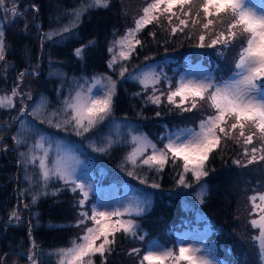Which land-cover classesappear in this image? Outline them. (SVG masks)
<instances>
[{"label": "snow or ice", "instance_id": "obj_1", "mask_svg": "<svg viewBox=\"0 0 264 264\" xmlns=\"http://www.w3.org/2000/svg\"><path fill=\"white\" fill-rule=\"evenodd\" d=\"M10 2L11 7H6V0H0V9L5 13L11 12L13 16L19 15L15 0ZM108 6L109 0H81L78 6L67 11L68 24L54 33L45 35L51 39L53 35L63 36L65 33H71L89 11ZM177 8L179 14L174 11ZM161 17H164L171 27V35H175L178 31L183 33L185 28L189 27V18L193 28L200 25L198 47L215 48L220 45L222 49H238L231 75L219 82L211 74H202L199 78L192 79L182 77L174 88L172 82L168 81L167 93L161 92L157 95L156 85L161 82L159 74L153 71H143L139 75L135 72L129 73L127 65L123 62L130 61L137 47L142 46L138 34L153 22L159 24ZM173 17L179 21L177 25L172 24ZM134 24L133 28L115 39L108 48L109 53H114L108 62V67L114 68L119 63L120 78H125L127 74L129 78L136 79L143 85L145 91L151 87L152 95L148 97L151 103L159 105L161 96H166L168 104L183 112H191L206 106L210 114L199 121L198 128L177 129L162 137V141L166 140L163 148H158L157 144L144 134L130 132V143L133 147L124 158L126 164L132 165L128 175L136 176L137 167H147L149 170L160 172L169 162L176 165L177 161H181L182 171L179 173L177 183L190 187L186 179L187 175L190 173L196 183L207 177L209 172L206 163L224 140L243 144V156L247 161L242 166L264 161V0H151L143 7L142 15L135 19ZM217 25L221 27L217 28ZM151 35L155 37V33ZM208 36L211 39L206 43ZM116 48H119L118 53L114 52ZM83 53L84 48L74 50L78 58H83ZM4 60V31L0 28V61ZM24 75L23 72L19 75L21 82ZM84 79L87 87L78 84L74 94H71L70 98H65L62 108L56 111L47 112V100L44 97H41L30 111L29 106L21 102L19 116L14 118L22 126L21 133L25 122L20 120V117L25 115L39 119L40 123H47L57 129L71 128L76 136L81 137L93 132L100 124L109 120L112 116L117 82L111 76H94L91 82L87 78ZM97 86L99 90L94 91ZM18 89L19 85L12 88L10 94L0 95V109L10 110L16 107V98L22 96ZM25 95L31 100V93ZM177 97H179L178 103ZM115 127L120 126L115 125ZM39 131L33 124L31 132L39 135ZM12 139L17 147L27 143L22 139L21 134L14 135ZM45 142V137L39 135L35 143L28 146L27 152L19 154L23 158L20 162L24 165H34L39 169L38 175L45 189L48 182L56 178L63 181L66 186H70L71 191H79L81 219L77 221L76 226L80 227L91 222V226H86L81 236L69 241V246L55 250V264H95L96 256L104 258L106 253L111 252L117 233L122 232L125 236L141 241L145 239L144 235L139 234L140 226L132 217L143 214L146 200L129 202L127 205L121 204L112 209L106 205L94 204L89 214V210H85V205L93 191V186L81 181L77 176V166L81 162L75 155L62 151L59 145L56 155L50 157L51 141H48V147H45ZM116 143L118 141L110 134L103 138L102 147L93 145V150L107 152ZM149 149L151 152L146 155ZM234 163L240 165L241 161L236 160ZM26 179L31 181V177ZM140 182L147 183V180L140 178ZM151 187L158 188L159 184L153 183ZM43 194L48 193L45 191ZM202 197L203 187L201 202H203ZM249 199L253 203L254 212L259 209L261 213L258 219H251L249 223L253 228L259 229V234L252 236L251 239L257 248L261 264H264V194L258 197L254 195ZM257 199L261 201L260 204L255 203ZM32 202H36L35 195ZM12 218L19 219L16 211H13ZM176 244L178 253L172 248H164L158 241H149L139 264H217L214 258L215 250L204 242L188 243L178 237ZM32 247L33 250L36 248L34 241ZM140 252L141 249L133 248L129 254L139 256ZM27 259L30 264H38L35 255L31 252Z\"/></svg>", "mask_w": 264, "mask_h": 264}, {"label": "rangeland", "instance_id": "obj_2", "mask_svg": "<svg viewBox=\"0 0 264 264\" xmlns=\"http://www.w3.org/2000/svg\"><path fill=\"white\" fill-rule=\"evenodd\" d=\"M151 0H116L114 2V7L116 8L113 13L114 19L118 18V25L112 28L113 30L110 33L101 32V35L97 39V36L89 39L88 43L84 45L78 46V48H84L83 58H78L74 53L72 56L65 59L63 56L62 60H56L57 56L60 55L58 53V46L60 44V36L53 35L51 39H49L46 35H41L39 32H34L32 30V19L33 12L30 10L31 0H15L16 11L19 15L13 16L11 12L5 13L3 9H0V28L2 30L9 31L11 33V37L6 36L4 33V42H5V60L0 61V95L10 94L11 89L17 87L19 85V91L22 94L21 97L16 98V107L10 110L0 109V113L12 112L13 115L11 119H5L3 122H0V166L2 162L1 159L6 157L7 160H11L13 165L17 167L14 170L12 176V184L19 186V182L25 178V183L31 188H29L28 192L25 193L24 190L16 191L17 199L13 202V209L9 213V221L6 223V227L9 230H19L26 235H28V226L22 224V226L18 225V223H25L29 221V215L27 212V207L24 202V197L27 195L28 205H32L37 207L39 205L42 197H45L43 192L47 191L43 186L39 187L40 189L34 188L36 193L33 192L32 185L36 184V182H40L39 185H43V181L39 177V169L31 164L25 165L24 170H22L24 176L20 177L21 167L19 163L16 162V158H21L20 155H15L16 145L12 139L14 135L21 134L22 139L26 140L27 143L24 144L32 145L35 143L36 139L39 138V135H43L45 137V147H48V141H51V153L50 157H54L57 152V146L59 145L62 151L75 155L79 161L81 162L77 166V176L79 179L85 183H89L93 186V191L89 195V199L85 205V210H89L92 205H106L109 209L119 207L121 204L127 205L129 202L139 201H147L145 205V211L142 215L136 217H132L136 221H142V223H146L145 226H141L144 228V233H140V235H144L145 239L143 241L139 239L130 238L127 244L120 249H115L119 245L120 235L116 234V242L112 245V252L110 253L111 257L120 258V264H139V260L142 258L144 254L145 246L149 241L155 240L158 241L164 248H172L174 251L178 253V246L175 243L174 237L172 238L170 233L158 232L152 230V226H149L146 230L145 227L153 222L155 211H153V207L155 208V204L157 203L155 199L156 194L162 193V190L159 188H153L151 185L139 184L132 180L131 178L126 179L125 185L119 186L115 183H107V179L105 177H98L95 171V161L100 163L98 156V152L93 150V139L95 134L102 136L107 133L108 128L113 127L114 129H120L125 124V122L131 123H141L143 124L144 131L140 133H135V131H131L132 134H144L147 136L149 140L153 143L157 144L158 148H163L164 143H162L161 136L163 132H166L172 124H176L179 126V129L182 128H198L199 121L207 114H210L209 110L206 106H202L197 108L191 112H183L181 109L176 108L170 104H168L166 96H161V103L159 105L151 103H145L144 105H140L137 107L136 100L134 103L131 99H134L133 93L127 87V83L125 81L128 80L130 83H133L134 79L129 78L126 74L125 78H120L119 76V67L120 64L114 66V68H109L108 64L101 62L102 60H98V54H100L101 50L105 51L109 60L111 59L114 53H109L108 48L112 46V43L115 39L123 36L125 32L133 28L135 26L134 21L140 15H142L143 7L147 6ZM6 7H11L10 0H6ZM179 14L178 8L174 9ZM115 14V15H114ZM37 15V12H36ZM183 18V17H182ZM36 19V16H35ZM116 21V22H117ZM175 17L172 18V24L176 25ZM203 23V20H201ZM62 20L56 19V21H49L47 23V33H54L56 30L61 28ZM220 28V25L216 26ZM46 28V29H47ZM171 27L168 25L166 19L164 17L160 18L159 24L157 22H153L152 24L145 27L139 34L138 38L142 41V46H138L136 51L130 61L123 62L127 65L129 73L135 72L137 75L141 74L143 71H153L161 77L160 84L156 85L158 89L157 95H160L161 92L167 93L168 91V81L172 82V87L174 88L176 82L179 81L182 77L186 79L199 78L202 74H211L217 80L219 78V74L223 72H228L230 68V63L233 60L236 49H222L220 45H217L215 48L210 47H198V37L201 29H197V31H191V38H189V34L186 32H177L175 35H171ZM151 33H155V37L151 35ZM21 34L22 36H18ZM201 34V33H200ZM206 34V33H205ZM167 35L171 36L168 39ZM207 35V34H206ZM211 37L208 36L206 39V43L210 41ZM163 46H157L155 43L158 41L166 42ZM193 41V42H192ZM195 41V43H194ZM49 42V45H47ZM93 42V43H90ZM191 42V43H190ZM13 46H12V44ZM161 43V42H160ZM194 43V44H193ZM9 45V46H8ZM16 45H21V52L13 50L12 48ZM87 45V47H85ZM151 45V46H149ZM152 47V48H151ZM196 47L195 52L197 53L194 56L191 63L186 67L187 70L182 72L178 77L177 81L174 78L175 71L179 67L180 60L179 57L181 55L192 54L193 57V48ZM186 48V49H185ZM136 49V50H137ZM168 50L169 56H171V52L175 54L176 59L173 62H168L166 65L162 64L158 56L161 50ZM54 51V52H52ZM119 48L114 50L115 53H118ZM6 54L9 55L6 57ZM172 54V55H173ZM108 60V61H109ZM23 63L25 71L23 81L21 82L19 79L20 72L15 70L16 65ZM161 63V65H160ZM107 65L106 71H101L103 69L102 65ZM14 70V72H13ZM22 73V72H21ZM218 74V75H217ZM231 75V73H230ZM229 75V76H230ZM72 76H76V78L72 81ZM94 76H111L113 80L117 82L116 84V95L113 98V111L112 116L109 120L104 121V123L100 124L93 132L86 134L85 136H76L71 128L68 130H61L55 127L47 126L48 129L42 127L46 126V123H40L39 119H34L32 116H23L20 117V120H23L25 123L23 125V132L21 133V124L19 121L14 118L19 116V109L21 106V102L23 104L29 106V111L31 107L39 102L41 97L46 98L47 100V108L51 99L55 98L54 103L59 105V101H64L65 98H70L71 94H74L78 82L80 79V85L85 84V79L91 82V78ZM228 76V77H229ZM73 77V78H74ZM129 83V84H130ZM128 84V85H129ZM132 85V84H131ZM42 90L40 87H42ZM137 87L142 93L143 98H147L152 95L151 87L148 88L147 91L144 90V86L141 85L137 81ZM40 90L42 92H40ZM99 86L94 91H98ZM40 92V93H39ZM27 93H31V100L27 98ZM42 93V94H41ZM124 98L123 101L120 102V105L115 102L116 97L121 96ZM48 96L52 97L48 101ZM177 103L179 102V97L176 98ZM140 104V103H139ZM162 107L165 109L162 114H168L167 117H170V120L175 123H171L170 120H166V118H160L157 120L147 119L145 120L146 114L152 111L153 108ZM141 109V110H140ZM140 110V111H139ZM55 111V109H54ZM143 111L144 115L141 113ZM165 120V121H163ZM35 125L38 128L39 135L31 132V128ZM115 125H119V128H116ZM129 125V124H128ZM129 127H131L129 125ZM176 131V130H175ZM173 131V132H175ZM230 140L222 141L221 145L217 150L213 152V155L218 152L223 151V149H229ZM133 147V145L131 144ZM228 147V148H227ZM243 147V144H242ZM13 152V153H12ZM149 152L146 153L150 154ZM20 154V153H19ZM38 163V162H37ZM179 161H177L176 165H173L171 162L167 164L168 168L174 166H181ZM263 161L258 163L249 164L243 169L234 174V186L233 190L237 192V199L234 202L238 206L239 214H243L245 216L246 207H248L247 201L252 202L248 197L245 198L246 193L248 192L251 196H259L260 194H264V168L262 169ZM175 167V168H177ZM26 177H31V181L26 179ZM126 178V177H124ZM52 180V179H51ZM36 181V182H34ZM52 182V181H51ZM49 183V182H48ZM65 188L58 187L57 190H54L55 195L50 196L51 200H56V206L58 207L61 213L66 211V208L71 210L70 213H73L72 217H74L73 221V234L74 238L78 237L81 233L82 228L84 229L86 226H91V222L89 221L87 225H81L77 227V221L81 219L79 213L81 211L80 205L78 204L81 195L79 191L73 192L71 191L70 186H66ZM121 187V188H120ZM180 189L178 192H183L186 188L182 185H179ZM65 191V192H63ZM62 193V199L60 194ZM68 193V194H67ZM156 193V194H155ZM165 196L170 199L171 193L168 191ZM20 194V197H19ZM36 196V202L33 203V196ZM175 194L174 196H176ZM250 196V197H251ZM21 198V199H19ZM64 200V201H63ZM68 204H67V203ZM168 202V200H167ZM158 203H163L158 202ZM256 204H260L261 201L257 199L255 201ZM253 207V203L251 204ZM164 206H167L165 204ZM67 209V210H68ZM103 210V208L101 209ZM13 211L18 213L19 219L12 218ZM258 213V218L261 213H259V209L255 211ZM254 213V210H253ZM175 214V212H173ZM170 216V215H169ZM174 216V215H172ZM246 217V216H245ZM180 220L182 218L178 217ZM188 218V217H183ZM257 218V219H258ZM177 219V218H176ZM183 220V219H182ZM156 221V220H155ZM167 221V219H166ZM164 226V225H163ZM239 234L241 239L245 238V242H240L241 246L239 249L241 251L238 252L236 257L227 256L224 246L220 245L215 239L212 228L210 226H205L204 228H200L197 230L186 229L183 232H179L177 234V238H183L188 243H199L204 242L206 245H210L215 250V259L217 264H261L257 248L253 244L252 246L247 245L246 243V235L248 232L247 228L242 223V218L239 219ZM255 230V229H254ZM16 237H12L17 240H25V237H20L19 234H15ZM30 234V233H29ZM259 234V229L255 231V235ZM19 235V237H18ZM31 235V234H30ZM27 246V245H26ZM133 248L141 249L139 256L130 255L129 253ZM115 249V250H113ZM35 255L37 261V253L33 250L31 246V241L29 245L24 248L21 253L13 252L11 255L2 259L3 255H0V264H30V261L27 259L29 253ZM123 252V253H122ZM256 258V259H255Z\"/></svg>", "mask_w": 264, "mask_h": 264}, {"label": "trees", "instance_id": "obj_3", "mask_svg": "<svg viewBox=\"0 0 264 264\" xmlns=\"http://www.w3.org/2000/svg\"><path fill=\"white\" fill-rule=\"evenodd\" d=\"M115 1L116 0H109V6L107 8L92 9L82 18V21L79 23L78 27H76L71 33H65L63 36H60V44L57 45V51L58 53H60V55L57 56L56 60H62L63 56L65 57V59L72 56L74 50L77 49L78 46L88 43L90 41L89 39L94 38L96 36L98 39L102 31H104L105 33H110V31L114 29V24L116 23V25H118V18L116 17V19H114L113 17V13H115L114 10L116 9L114 7ZM80 2L81 0H31L30 10H32L33 12V19L31 21L32 23L34 22L31 25L33 28L32 30H34V32H39V34L45 36L48 30L47 23L51 20L56 21V19L62 20L61 27H63L69 22V17L66 14L67 11L78 6ZM113 21L114 24L112 23ZM178 23L179 21L176 22V25ZM110 26H112L113 29ZM197 29H201L200 25H197L195 28H193L191 26V19L189 18V27L185 28L184 32L189 34L192 30L196 32ZM4 33L6 36L11 37V33L9 31L4 30ZM18 36L22 35L18 34ZM167 37L168 39L171 38V36L169 35H167ZM160 42L157 41L155 44L157 46H163L164 44H167V41ZM47 45H49V42H47ZM12 49L15 51H17L18 49V52H21V45H16ZM193 49V57L192 54L181 55L179 57V67L174 74V78L176 79V81L177 77L182 72L187 70L186 67L192 61L191 58H193L194 60V56L198 50L196 49V47ZM138 50L139 49H137L136 51ZM195 50L197 51L195 52ZM235 51H238V49H236ZM170 54L171 56H169L168 50L165 49V51L161 50V52L157 56L159 61L162 64L166 65L169 62L168 59L170 60V62H173L176 59V52L175 54H173V52H171ZM8 56L9 55L6 54V57ZM234 58L230 63V68L228 72H223L222 74H219L217 82L221 81L222 79L228 78L231 73V70L234 67ZM98 60H102L101 62L108 64L109 58L107 54H105L104 50H101L100 54H98ZM105 64L102 65L103 69H101L100 72L107 70V65ZM23 68H25L24 64L20 63L16 65L15 70L21 73L25 71V69ZM73 77L74 76H72V81L78 79L76 78V76L74 78ZM82 79H80V81ZM80 81L78 82V84H80ZM125 81L127 83V87L131 90L134 96V99L132 98L131 101L134 103V100H136L135 103L137 107L148 103V99H144L142 96L143 92L139 91L136 79H134L133 83H130L126 79ZM42 88L43 86L40 87L41 90ZM41 90L40 92H42ZM51 98L52 97L48 96V101ZM54 100L55 98L50 100L47 112H53L54 109L56 111L62 108V101H59L58 105L56 104L57 102L54 103ZM123 100L124 98L121 95L116 97L115 102L118 103L117 105H120V102ZM164 110L165 109L159 106L153 108L151 112L146 114L145 120H157L163 117L166 118L167 121L170 120V117H167L168 114H162ZM141 113L144 115L143 111ZM157 113H159V115H157ZM12 115L13 113L10 111L3 114L0 113V122H3L5 120L3 118L11 119ZM170 122L175 123L172 122V120H170ZM125 123L127 124H125L122 128L118 130L114 129L113 131V127L108 128L107 133L102 136L95 134L93 139V145L96 147H102L103 138L110 134L112 135L113 139L118 141V143L114 144L110 151L103 153L97 151V157L99 158L100 163L95 161L94 169L98 177H105V179L108 180L107 183H115L119 186L125 185L127 177L131 178L139 184H141L140 178H145L147 180V183H144L146 185H152L153 183L159 184L158 188L162 190V193H160L159 195L155 193V199L157 203L155 204V208L153 207L152 209L153 211L156 210V214L154 216L153 222L149 223L145 227L146 230L149 226H152L151 229L157 231V233H170L171 237H174L176 243L177 234L179 232H183V230L186 229L194 231L200 228H204L205 226H210L212 228V233L215 239H217V242L220 245L224 246L227 256L229 255L230 257H236L238 252L241 251L239 249V247L241 246L240 242H245V238L241 239V236L238 231L239 219L242 218L243 225L247 228L248 232L250 231L246 235V243L247 245L250 244V246L254 244L251 237L255 235V231L257 230V228H253L249 221L251 219H257L258 213H253V207L251 205L252 202H249L248 200L246 204L248 207H246L247 210L245 213V217L243 214H239L238 206L234 203L237 199V192L233 190V183L235 179L234 174L240 172L243 167H245L242 165L246 164L247 161V158L243 156L242 143L237 144L233 140H230L231 142L228 147L231 148L223 149V151L218 152V158L217 154L213 155L212 153L206 163V168L209 172V175L207 177H204L199 183H196L192 179L191 174L189 173L186 179L191 186L185 187L186 190H183V192L180 193L178 192V189H180V187L177 181L179 179V173L182 171V165L180 167L174 166L170 168L165 165L163 170L160 172H156L155 170H149L147 167H137L135 169L136 176L128 175V171L132 170V165L126 164L124 158L126 154L132 150V146L130 143L131 136L129 135V133L131 131H135V133H140L144 131V128L143 124L138 122ZM128 124L131 127H129ZM47 126L49 125L46 123V126L42 127V129H48ZM179 128L180 127L176 124H172V126H170L166 132L162 133L163 135L161 136V138L165 137L168 133H171ZM163 142L164 140L162 141V143ZM28 146H25L24 144L20 147L16 146L14 152L16 153L15 155H19V153L21 152H27ZM22 159V157L19 159L17 157L15 160L17 163H19L21 167V170H19V172L20 177L23 178L24 171L22 172V170H24L23 168L25 165L20 162ZM236 160L241 161V164L237 165L236 163H234V161ZM10 161L11 160H7L6 157H4L1 159V165L3 166H0V255H3L2 259H5V257L11 255L13 252L21 253V251H23L24 248L29 245L30 241L31 246H33L34 241L36 245V248L34 250L37 253L38 264H55V250L61 247L69 246V241L74 238V234L72 231V228L74 227V217H72L73 213H70L71 210H69L68 208H66V211L64 213H61L58 207L56 206V200L52 201L50 197L53 196V191L57 190L58 187L66 189V187L63 185L64 182L56 178H52V180L49 181L47 186L48 192H46L48 194L45 195V197H42L37 207H34L33 204L28 205L27 203H29V201L27 200V195H25L23 199V204H25V206L27 207V212L29 211V221L25 223H18V225H29V227H27L28 235L19 230H9L8 227H6V223L7 221H9L8 215L10 211L13 209L12 204L17 199L15 194L16 191L17 194L20 190H24L26 193L28 192L29 188H31L27 185V183L24 182L25 178L22 180V182H19L20 187H17L15 184H12V174L14 173L13 171L17 169V167L13 165ZM179 162L180 164H182L181 161ZM263 168L264 161L262 169ZM39 183L40 182H36V184L32 185L34 193H36L34 188H37V190H39V187L43 186L42 183L41 185H39ZM202 187L203 202H201ZM168 191L171 193L170 199H168V197L165 196L166 193H164H168ZM175 194L177 195L174 196ZM250 196L251 195H249L247 192L245 198H250ZM60 197L62 199V193L60 194ZM161 201L163 202L162 204L158 203ZM165 204H167V206H164ZM173 212H175V214H173ZM178 217L182 218L183 220H180ZM136 222L140 226L139 234L144 233V228H142L141 226H145L146 223H142V221L138 220ZM82 230L84 229L82 228ZM13 231L16 232L15 234H19L21 238L25 237V240L13 239L12 237H16ZM81 232L83 233V231ZM79 234V236H81V233ZM130 238V236H125L124 234H121L118 241L119 245L115 249H120L124 247L125 244L130 241ZM50 253H52V255H49ZM110 253H106L104 258L96 256L94 258L95 264H120L119 261L120 259H122L123 255H121L120 258H113L110 256Z\"/></svg>", "mask_w": 264, "mask_h": 264}]
</instances>
